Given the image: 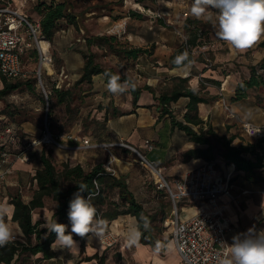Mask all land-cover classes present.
<instances>
[{
    "label": "crops",
    "instance_id": "crops-1",
    "mask_svg": "<svg viewBox=\"0 0 264 264\" xmlns=\"http://www.w3.org/2000/svg\"><path fill=\"white\" fill-rule=\"evenodd\" d=\"M48 1L50 2L51 0ZM85 1L89 3L93 0ZM91 14L93 13L91 12ZM187 18L198 21L199 25L208 23L213 25L212 22L205 19H196L191 14L188 15ZM131 38L139 40L138 47L143 49H148L149 46L154 43L158 44L154 33H148V35H146L139 30H131L128 40H131ZM263 40L264 39L261 41ZM259 43L244 53H238L231 50L226 43L217 40L215 44L210 47V65L198 62L187 64L190 65L187 76L191 77L189 82L191 88L198 90L200 79H208L216 82L215 84L209 83L206 89L203 90V93H207L206 96L213 100L209 104L199 105V116L219 135H234L235 128L238 125H235L237 123L235 120H228L227 114L223 116V111H221L222 98L229 102L232 112L239 119L259 127H264V110L258 107L255 97L256 93H250L247 98L241 101H234L235 90L238 83L242 79L250 76L248 68L258 65L264 57V49L258 48ZM162 47L166 48L165 44ZM176 49L178 48L169 47L168 51H162V55L158 53L157 50L153 56L159 55L163 62L158 60L153 61L150 58L151 56L149 57L146 54L140 56L135 61H130L133 65L124 76L133 79L139 87L144 85L152 87L155 92L154 95L148 91H143L136 106L133 104V96L129 92L130 89L123 94L113 95L107 91V81L103 75L93 77V86L98 97L102 99L105 98V101L110 102V106L112 105L111 107H115L120 111L121 115L116 118L109 116L106 123H98V126H105L108 130L104 132V135L94 133L92 139H94V141H100L101 138H105L110 141V143L103 144L93 143L96 145H117L124 143L141 153L149 161L154 162L155 166L159 169L173 170L179 163H182V175L187 176L192 168L200 166L205 161L202 159H191L186 161L184 153L202 147L190 142L184 132L174 128L170 117L165 116L159 119L160 107L156 99L161 92L172 88V79L174 77H179V75L173 74L170 68V57ZM66 67L68 69V65ZM80 68H82V66ZM78 76L80 77V75ZM187 103L188 99L181 98L176 104L172 105L173 113L178 121L183 120ZM109 104L104 108L105 113ZM176 115L180 116L177 117ZM69 133L77 135L78 138H91L88 135L81 134V129L79 128H72L67 134H59L60 140L69 148L53 149L54 155L59 163L71 161L79 163L85 168L93 167L98 164H103L105 166L109 160V152H111L115 158L111 163V167L116 171L115 176H122L125 180L129 181V189L134 194L136 200L141 202L146 209L150 210L158 206L159 203L158 201L156 202V200L159 198V194H165L163 192H156L151 185L145 182L144 174L142 173L144 167H137V164L141 165V162L132 158L134 154L133 151L119 146H114L109 149L74 150V147H77L78 143L66 139V135ZM147 140L151 141L154 146L152 151H147L145 148V141ZM246 143H248L247 139L240 144H234V146H240ZM18 148L19 146L16 145L15 148L12 149L16 150ZM35 148L33 147L30 150L28 161L20 159L15 160V158H12L8 163L0 167L2 173L10 170L6 176L7 181H2L3 179L0 180V193L2 194V201L5 202V204L2 202L0 205L7 206L6 220L15 225L20 234H22V232L18 225L11 221L14 206L9 204L7 192L10 188L19 189L23 195L24 202H29L31 194H27V191L32 187L35 188V184L32 186L31 178L35 175V172L41 168L40 156L44 150L43 146L41 148ZM17 153L18 152H15L14 155ZM219 162L221 164H226L222 158H217L215 161V163ZM227 168H229V166H227ZM229 176L231 178V183L236 187V192L237 190L249 192L247 197L241 198L235 203L227 204L228 201L226 198H223L221 201L222 205H226V213L231 225V231L227 237V243L231 245L235 235L245 234L249 229H254L257 233L264 232V194L261 193V190L264 189V184H254L246 180L243 173L231 172ZM170 178H172L174 182L176 181V177ZM165 198L170 203L166 195ZM34 214L35 213H33V216ZM110 229L123 237H127V239L131 240L133 243H136V249L138 253H140V257L150 254L151 247L143 245L139 241L140 237L137 232V221L134 217H119L112 223ZM130 234L132 236H129ZM96 240V238L88 241L85 240V248L83 250L81 248V242L77 240L79 245L78 248L73 250L57 249L54 251L56 256L50 260L43 261L42 264H70L71 262H78V258L81 260L80 264H98V259L87 260L95 255H97L98 258L102 257V255H100L102 253L100 252L106 249L105 247L92 246L91 244ZM125 242V246H128L129 241L126 240ZM158 243L159 242H157V244ZM170 263L171 262L168 261L158 264Z\"/></svg>",
    "mask_w": 264,
    "mask_h": 264
},
{
    "label": "trees",
    "instance_id": "trees-1",
    "mask_svg": "<svg viewBox=\"0 0 264 264\" xmlns=\"http://www.w3.org/2000/svg\"><path fill=\"white\" fill-rule=\"evenodd\" d=\"M190 1L193 2V0ZM41 2L36 7V12L40 17L41 36L51 43L61 28V23L66 21L68 25L74 26L76 17L68 12L69 3L67 1L47 2L42 0ZM183 29L182 31H185L187 35V40L170 57V68L173 74L183 78L174 77L172 88L161 92L156 98L160 107L159 119L165 116L170 117L174 128L184 132L190 142L202 147L185 152L186 161L202 159L206 162H215L217 158H222L231 172L243 173L245 179L254 184H264V138L257 142L234 146L235 135H219L207 122L200 118L199 105L209 104L213 100L206 96L207 93H203V90L206 89L204 83L215 84L216 82L202 79L198 90L191 88L189 84L191 77L187 76L190 65L187 64L191 62L205 63L201 55L195 57L193 54V49L203 46L199 37L201 28L198 21L187 18ZM93 46L106 48L110 53L129 62L137 60L142 55L151 54L148 49L124 46L118 43L115 36L96 35L90 37L86 40L89 53L82 54L84 65L76 85L86 83L93 86L94 76L103 75L107 81L106 73H111L118 75L121 83L127 81L134 85L129 90L133 96L134 106H136L143 91L155 95L152 87L148 85L139 87L130 77L117 73L113 68H104L97 62L96 54L91 51ZM44 48L46 49V47ZM258 48L264 49V40L259 43ZM180 55H186L187 59L182 64L177 65L174 61ZM185 65L187 66L183 67ZM248 69L250 76L238 83L234 101L247 98L251 92L259 93L260 90H264V73L258 74V70H264V57L258 65L250 66ZM0 80V99H6L11 93L18 90H34L35 81L33 79L15 83L7 81L3 77H0ZM53 92L57 96V102L59 104L65 103L66 110L69 111L71 103L69 99L73 100V92L70 89H57L56 87L52 88L51 94ZM181 98L188 99V103L183 120L178 121L173 113L172 105ZM259 105L261 104L259 103ZM109 107L111 106L109 105ZM49 112L47 116H50ZM120 115V111L115 107H112V113L106 108V120L109 116L116 118ZM18 140L19 148L16 150L20 153L25 142L20 138ZM12 148L14 149L15 146ZM12 148L9 152L14 154L15 151ZM2 151L8 153L6 147H2L0 152ZM40 163L41 168L31 178L32 186L35 184V188H31L32 193L29 202H24L19 189H8L9 204L14 206L11 221L18 225L22 237L0 247V264H42L43 261L56 256V253L51 249L55 234L48 233L46 228H42L43 222L41 220L34 222L33 213L46 209L47 203L50 202L53 205L54 221L68 225L69 202L73 198V194L78 191L79 184L87 185V192L83 195L91 194V202L97 209V216L106 223V231L119 217L131 216L137 221L140 243L153 249L157 248V242H161L160 234L165 231L162 222L170 212L166 210L165 204L161 202L157 209H152L154 211L146 209L141 202L136 200L126 184V180L122 176L116 177L109 173L103 164L85 168L81 164L71 161L59 163L53 149L46 148L40 156ZM74 239L81 242L83 250L86 239L79 237H74ZM93 259H98V264H105L103 256L98 258L95 255L87 260Z\"/></svg>",
    "mask_w": 264,
    "mask_h": 264
},
{
    "label": "rangeland",
    "instance_id": "rangeland-1",
    "mask_svg": "<svg viewBox=\"0 0 264 264\" xmlns=\"http://www.w3.org/2000/svg\"><path fill=\"white\" fill-rule=\"evenodd\" d=\"M41 1L42 0H30L22 10L30 20L36 21L40 19L36 12V7L42 3ZM44 1L49 2L48 0ZM51 1H67L69 3L68 12L76 17V24L70 26L67 23H61V28L57 32L54 40L50 43L52 64L50 67L43 70V82L50 92H52L53 87L59 86L63 89H70L73 92V100L69 99L71 103L68 111L66 110L65 103L59 104L57 102V96L53 92V94H49L47 105L46 99L42 98L41 92L37 90L36 87H34L33 91L18 90L17 93L19 98L25 99L23 102L18 101V105L11 103L9 96L6 99H0V150L4 141H8L7 130L9 128L15 131L16 137L23 140L25 144H32L33 140L41 136L46 119L49 123L51 132L56 135L67 134L72 128H79L81 129V134L91 137L89 138L91 143H110V141L105 138H101L100 141H94V139H92L94 133L104 135V132L108 130L105 126H98V123H106L108 120H104V108L110 102H106L105 98L102 99L98 97L94 86H89L86 83L76 85L77 81L80 79L78 75L81 76L82 68L80 67L84 65L82 54L89 53L86 47V40L88 38L96 35L115 36L118 43L126 47H138L139 40L132 38L128 40L131 30H139L146 35H148V33H154L158 44L154 43L148 48V52L151 53L148 56H151L150 58L153 61L162 60L159 55L153 56L157 50L158 53L162 55V51H168L169 47L178 48L185 44L186 40L184 38L186 37L187 39L185 31H182V29L186 21L184 13L188 15L191 14L190 9L192 1L190 0H93L89 3L85 0ZM15 2L20 6V0H16ZM137 5H140L141 8ZM209 11L214 15L216 10L210 9ZM91 12L93 14H91ZM200 28L199 37L203 46L193 49V54L195 57L201 55L205 63L210 65V47L219 39L215 35L216 28L214 25L209 23L202 24ZM164 44L166 48L162 47ZM91 51L96 54L97 62L104 68H113L121 75L128 73V70L133 65V63L128 60L110 53L106 48L93 46L91 47ZM23 60L30 73L35 71L39 65V59L35 52L28 53V55L24 56ZM67 65L69 70L66 67ZM65 76H67V78H65ZM255 97L257 104H261L258 107L264 110V90H260L259 93H256ZM107 109L112 113V107ZM221 111H223L222 114L224 116L226 112L223 107ZM48 112L50 116H47ZM176 116L179 117L180 115ZM234 120L237 122L235 125H239L236 126L234 134L236 137L234 144L237 145L246 138L241 131L243 120L239 119L237 116ZM5 147L8 149V146ZM38 147L41 148L42 146H36V148ZM14 151L17 152V150ZM132 158L140 161V158L135 153ZM215 164L220 170L222 166L227 167L226 164H221L220 162ZM137 167L143 166L137 164ZM182 169L183 164L179 163L173 170H164L163 175L173 186L174 181L170 177L181 175ZM225 171L231 175L230 168H226ZM142 173L144 175L148 174L145 168ZM7 175V173L2 175V181L6 180ZM31 193V189L27 191V194ZM157 201L159 204L161 202L165 204L166 210L170 211L171 205H169L165 195L159 194V198L156 202ZM2 202L5 204V202L2 201V194L0 193V204ZM52 207V203L48 202L46 209L35 212L33 221L41 220L43 222L41 227L45 228L47 222L54 221ZM155 208L157 209L158 206ZM150 210L152 211V209ZM7 222L10 223L9 221ZM10 224L15 229L14 240H19L22 234L18 232L15 225L12 223ZM110 227L108 231L105 230L106 228L103 229L104 236L111 231ZM68 229L70 230V223H68ZM113 233L114 236L111 237V241L113 242L112 246H102L98 240L91 244L92 246L106 248L100 252L102 253L100 255L105 259V264H158L168 261L171 262L170 264H182L171 243V236L167 231H163L160 234L161 242L157 244V248H151L150 254L142 256L143 258L140 257V253H138L136 249V243H133L131 240L127 239V237H123L116 232ZM129 236L132 235L130 234ZM126 240L129 241L128 246H125ZM80 263L81 260L78 258V262H71L70 264Z\"/></svg>",
    "mask_w": 264,
    "mask_h": 264
},
{
    "label": "built area",
    "instance_id": "built-area-1",
    "mask_svg": "<svg viewBox=\"0 0 264 264\" xmlns=\"http://www.w3.org/2000/svg\"><path fill=\"white\" fill-rule=\"evenodd\" d=\"M15 1L0 0V77L14 83L33 79L35 81L34 87L41 92V96L46 99L48 105L51 92L47 90L48 87L43 82L42 72L52 64L50 43L41 36L40 19L32 21L22 11L30 0H20V6ZM187 17L188 14L184 13V18ZM184 39L187 40L186 37ZM43 43H47V51L43 49ZM30 52H35L39 59V65L32 73L28 71L23 60L24 56ZM263 73L264 70H258V74ZM204 84L209 85L208 83ZM56 88L61 89L60 86ZM9 98L11 99L10 102L15 104L25 100L19 98L17 91L11 93ZM221 102L227 119L234 120L236 115L232 112L229 102L223 98ZM242 122L241 131L248 142H257L264 138V127ZM254 132L257 133L253 134ZM7 133L8 141H4L1 148L8 146V153L6 151L0 152V167L12 158L28 161L30 150L36 146H43L46 149H69L60 140V135L51 132L47 119L41 136L33 140L32 144H25L21 152L16 155L9 151L12 147L19 146V140L15 131L10 128ZM66 139L78 143L74 150L109 149L119 146L137 154L141 165L148 172L144 175L145 182L151 185L156 192H163L170 201L171 209L163 220L162 226L171 236V242L181 263L218 264L217 256H222L226 251L224 243L228 244L227 237L231 231L226 205H222L221 201L226 198L227 204H231L249 195V192L245 190H237L236 192V187L231 183L229 173L225 171L227 167L222 166L220 170L216 167L215 162L205 161L200 166L192 168L187 176L182 174L176 176V181L172 186L163 175L164 169L157 168L154 162L149 161L141 153L124 143L96 145L91 143L89 138H78L73 133L66 135ZM145 148L147 151H152L154 146L151 141L147 140L145 141ZM113 159H115L113 154L109 152V160L105 168L109 173L115 175L116 171L111 167ZM9 172L10 170L5 173ZM5 173L0 170V180ZM126 184L128 185L129 181L126 180ZM261 193L264 194V189L261 190ZM97 219L100 217L97 216ZM113 236L114 233L111 230L107 235H103L97 240L102 246L110 247L113 245L111 241Z\"/></svg>",
    "mask_w": 264,
    "mask_h": 264
},
{
    "label": "clouds",
    "instance_id": "clouds-1",
    "mask_svg": "<svg viewBox=\"0 0 264 264\" xmlns=\"http://www.w3.org/2000/svg\"><path fill=\"white\" fill-rule=\"evenodd\" d=\"M210 9L216 10L214 16ZM190 11L196 19L212 22L216 37L235 52L244 53L264 39V0H193ZM186 59V55H180L174 63L180 65ZM106 76L107 91L113 95L123 94L134 87L127 81L121 83L118 75L106 73ZM86 192L87 185L79 184L78 191L69 202L67 216L70 231L68 225L56 220L46 223L47 232L55 234L51 244L53 251L78 248L74 236L87 241L103 236L106 223L97 219L92 196L83 195ZM6 207L0 205V247L8 245L15 238V229L6 220ZM224 244L226 251L222 256H217L218 264H264V232L249 229L245 234L235 235L231 245Z\"/></svg>",
    "mask_w": 264,
    "mask_h": 264
},
{
    "label": "bare ground",
    "instance_id": "bare-ground-1",
    "mask_svg": "<svg viewBox=\"0 0 264 264\" xmlns=\"http://www.w3.org/2000/svg\"><path fill=\"white\" fill-rule=\"evenodd\" d=\"M139 8H141V6L140 5H137ZM143 10V9H142ZM42 47H43V49L45 50V51H47V49H48V45H47V43H43L42 44ZM44 47H46V49L44 48ZM93 239V238H92Z\"/></svg>",
    "mask_w": 264,
    "mask_h": 264
},
{
    "label": "water",
    "instance_id": "water-1",
    "mask_svg": "<svg viewBox=\"0 0 264 264\" xmlns=\"http://www.w3.org/2000/svg\"><path fill=\"white\" fill-rule=\"evenodd\" d=\"M186 78V77H185Z\"/></svg>",
    "mask_w": 264,
    "mask_h": 264
}]
</instances>
